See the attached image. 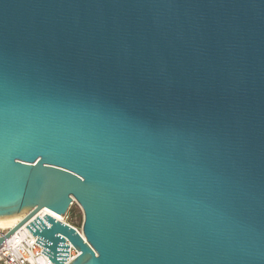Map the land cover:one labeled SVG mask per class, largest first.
I'll use <instances>...</instances> for the list:
<instances>
[{"label":"water","instance_id":"1","mask_svg":"<svg viewBox=\"0 0 264 264\" xmlns=\"http://www.w3.org/2000/svg\"><path fill=\"white\" fill-rule=\"evenodd\" d=\"M43 209L53 264H264V0H0V245Z\"/></svg>","mask_w":264,"mask_h":264},{"label":"built area","instance_id":"2","mask_svg":"<svg viewBox=\"0 0 264 264\" xmlns=\"http://www.w3.org/2000/svg\"><path fill=\"white\" fill-rule=\"evenodd\" d=\"M46 214L49 213L45 209L39 211L13 235H11L7 239H4L3 243L0 245V264H53L47 256L41 253L43 247L35 243L38 237L33 236L26 228L37 217L42 220ZM66 218L67 214L64 217L55 219L69 225L65 221ZM22 220V218L18 219L14 226L19 224ZM14 226L8 228L0 227V238H4L7 232ZM69 226L72 227L71 225ZM74 229L78 234L81 235V230L79 231L76 228ZM67 245L68 258H66V261L63 262V264H68L78 255V253L70 244L67 243Z\"/></svg>","mask_w":264,"mask_h":264},{"label":"trees","instance_id":"3","mask_svg":"<svg viewBox=\"0 0 264 264\" xmlns=\"http://www.w3.org/2000/svg\"><path fill=\"white\" fill-rule=\"evenodd\" d=\"M77 212H79V210L76 207L70 208L67 212V219L73 226H79L81 224V221H76L75 219V216L78 214Z\"/></svg>","mask_w":264,"mask_h":264},{"label":"rangeland","instance_id":"4","mask_svg":"<svg viewBox=\"0 0 264 264\" xmlns=\"http://www.w3.org/2000/svg\"><path fill=\"white\" fill-rule=\"evenodd\" d=\"M72 207L78 208L79 212H77L78 214L75 216V219H76V221H81V224H82L83 217H82V212H81L80 208L75 203H73V205L70 208H72ZM65 221H66V223H68L72 227L76 228L77 230H79V231L81 230V224L79 226H73L67 218L65 219Z\"/></svg>","mask_w":264,"mask_h":264},{"label":"bare ground","instance_id":"5","mask_svg":"<svg viewBox=\"0 0 264 264\" xmlns=\"http://www.w3.org/2000/svg\"><path fill=\"white\" fill-rule=\"evenodd\" d=\"M49 213V212H48ZM50 214V213H49ZM53 218L59 219V216L50 214ZM18 221V219H13V220H9V221H0V227L1 228H8V227H12L16 224V222Z\"/></svg>","mask_w":264,"mask_h":264}]
</instances>
